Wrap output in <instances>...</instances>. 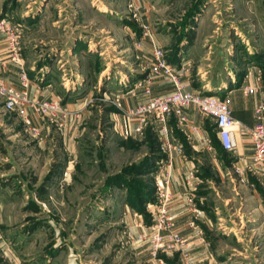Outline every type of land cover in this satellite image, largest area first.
I'll use <instances>...</instances> for the list:
<instances>
[{
  "label": "rangeland",
  "instance_id": "374dc122",
  "mask_svg": "<svg viewBox=\"0 0 264 264\" xmlns=\"http://www.w3.org/2000/svg\"><path fill=\"white\" fill-rule=\"evenodd\" d=\"M44 1L41 6L40 0H0V19L22 28L25 65L46 58L51 66L60 62L54 67L57 82L68 89L67 71L76 63L72 53L61 52L55 23L78 19L95 27L96 15H78L83 0ZM139 1L150 21L144 26L146 17L131 0H88L97 10L109 4L119 14L110 12L113 19L132 21L139 35L149 30L165 50L187 39L183 47L192 43L189 54L201 68L211 61L213 70L222 67L228 76L252 67L264 89V0ZM28 5L33 9L23 14ZM107 20L112 18L102 19ZM42 25L46 31L38 29ZM103 69V60L96 61L97 75ZM103 80L93 88L84 116L67 112L73 123L44 116L47 128L28 125L16 112H2L0 100V264H153L147 245L135 236L152 222L144 196L155 189L146 166L156 141H146L143 128L133 134L115 126L112 114L120 111V97ZM12 121L17 125L10 126ZM250 206L243 212L239 204L227 208L228 217L223 210L221 228L213 232L217 261L211 264H264V217ZM187 252L160 256L165 264H197Z\"/></svg>",
  "mask_w": 264,
  "mask_h": 264
},
{
  "label": "crops",
  "instance_id": "0c3cea01",
  "mask_svg": "<svg viewBox=\"0 0 264 264\" xmlns=\"http://www.w3.org/2000/svg\"><path fill=\"white\" fill-rule=\"evenodd\" d=\"M60 1L64 4L66 0H59V4ZM131 1L135 8L136 5L138 6L140 15L146 17L142 21L143 26L145 21L149 24L145 5L139 0ZM44 2L40 0L37 3L42 6ZM108 5H105L106 8L97 10L88 0H83L78 15L90 14L91 18L96 15L94 19L97 20L95 23L98 25L95 27H93V22L79 23L78 19L70 20L71 23L67 25L55 23L60 31L59 35L55 34L56 40L63 43L60 46L61 52H69L65 53L68 56L72 53V62L76 63V67L73 66L67 71L65 84L68 85V89L60 87L57 82L56 77L59 76L54 67L60 62L51 66L52 59L50 58L47 62L46 58L42 63L33 62L27 66L22 53L23 67L30 80L29 95L34 99L56 100L60 98L67 112H80L81 116H84L93 88L104 79L109 92H114L120 97V111L112 114L115 126H121L124 130L129 128V131L134 134L136 121L128 116L127 112L147 100L144 87L140 86L137 81L139 79L141 81L149 74L154 63L152 49L158 46L164 50L167 62L177 67L179 81L185 91L212 94L226 100L233 117L239 121L233 127L235 146L231 150L221 145L213 120L196 112L192 106L185 108L187 114L185 124L180 123L174 114H171L167 123L170 140L181 147L179 151H172L173 169L170 189L172 197L168 204L172 227L184 237L187 253L190 254L193 262L197 264L215 263L217 259H215L213 249V232L221 228L219 224L222 223L220 221L223 218V210L226 211L225 217H228L230 212L227 208L232 209L239 204L240 210L243 206L252 204L250 208L256 209L264 217V165L255 166L253 164L249 134V129L256 120L254 108L259 103L264 104V89L260 88V80L252 67H248V71L245 70L243 74L238 70L239 68L235 69V72L227 74L228 76L222 73V67L213 70L211 61H204L202 63L204 66L201 68L189 54L192 43L186 46V49L183 47L187 39L165 50L161 47L157 36L149 30L139 35L137 26L134 28L135 23L132 21L127 24L125 20L123 21L122 15L120 16L122 20L113 19L110 14L114 11L119 15L118 11ZM28 6L29 8L23 14L30 13L33 9V6ZM61 10L62 6H59V12ZM103 18H112V20L104 22ZM42 27L43 25L38 26V29L42 30ZM29 30L31 29L27 27L25 33ZM5 43V38L0 33V76L9 83L18 85L19 66L10 61ZM202 57L210 59L209 56ZM98 60H103L104 67L99 75L95 71ZM61 79L62 74L60 81ZM151 82L152 95H163L174 89L173 83L160 73L154 75ZM248 84L254 87L251 93L243 91V87ZM1 111L6 112L3 107ZM9 112L12 116L15 114V112ZM27 112V121L22 117L21 119L20 115L17 116L20 122H26L28 125H41L42 128H47L44 124H50L47 119L41 116L40 118L31 109ZM69 117L68 121L61 118L54 120H61L62 123L77 122L70 114ZM8 124L17 125L14 121ZM143 131L146 141L152 139L151 137H154L156 141L154 149H150L148 169L146 168V173H149L152 178L156 163L161 159L165 160L167 154L160 147L161 134L153 116L149 117ZM152 166L153 169H150ZM237 167L239 171L236 172ZM152 180L155 185L154 178ZM148 203V208L152 212L151 201ZM223 234L228 236L227 233Z\"/></svg>",
  "mask_w": 264,
  "mask_h": 264
},
{
  "label": "built area",
  "instance_id": "2783aa9c",
  "mask_svg": "<svg viewBox=\"0 0 264 264\" xmlns=\"http://www.w3.org/2000/svg\"><path fill=\"white\" fill-rule=\"evenodd\" d=\"M136 15V13L134 14ZM22 28L12 25L5 19H0V33L5 38V48L9 54L10 61L19 66V82L14 85L4 80L0 76V100L5 111H14L24 120L27 118V110L31 109L38 116H47L51 119H66L67 111L63 108L60 101L51 99H34L29 95L30 80L27 71L23 67L21 46L19 36ZM154 63L148 75L139 83L144 87L147 95L145 102L139 103L131 108L127 115L134 118L136 126L135 132H142V128L148 122L150 116L158 123V131L161 134L160 147L167 154V158L159 160L156 164L153 178L155 180V200L151 202L153 206L152 222L149 225L141 226L135 239L140 243L146 244L150 255L151 263L165 264L160 254H170L174 251L185 252L187 245L184 237L172 227L168 204L171 200L172 183V151L181 150L179 144L173 143L169 138L167 123L171 114L178 117L180 123L187 122L185 108L192 106L193 109L210 117L213 120L214 128L217 131L219 141L225 149L234 148L233 127L239 123L231 113L226 100L212 94L195 93L184 90L178 77V70L175 65L167 62L165 52L158 46L153 47ZM182 67V66H181ZM165 75L173 83L174 89L163 95H152L150 85L151 80L156 74ZM254 87L245 85L243 91L251 93ZM255 123L250 127L249 134L252 145V161L255 166L264 165V104L259 103L254 108ZM35 134L36 128H32ZM239 171V168H235ZM149 204V203H148ZM150 206V205H149Z\"/></svg>",
  "mask_w": 264,
  "mask_h": 264
},
{
  "label": "trees",
  "instance_id": "16d2710c",
  "mask_svg": "<svg viewBox=\"0 0 264 264\" xmlns=\"http://www.w3.org/2000/svg\"><path fill=\"white\" fill-rule=\"evenodd\" d=\"M148 162H147V164H148ZM146 168L148 169V166H146ZM150 169H153V166ZM153 193H154V188L149 189V190L147 189V194L144 197H146V198L148 197V201H151V200L153 201L154 200Z\"/></svg>",
  "mask_w": 264,
  "mask_h": 264
}]
</instances>
